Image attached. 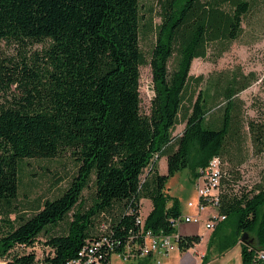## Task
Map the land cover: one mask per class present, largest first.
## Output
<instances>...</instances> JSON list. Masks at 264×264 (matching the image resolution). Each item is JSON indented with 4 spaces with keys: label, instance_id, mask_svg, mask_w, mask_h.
I'll return each instance as SVG.
<instances>
[{
    "label": "trees",
    "instance_id": "1",
    "mask_svg": "<svg viewBox=\"0 0 264 264\" xmlns=\"http://www.w3.org/2000/svg\"><path fill=\"white\" fill-rule=\"evenodd\" d=\"M263 4L158 0L161 23L148 60L141 48L140 0H0V41L48 43L38 63H0V97L7 95L0 104V208L5 211L0 260L67 264L93 245L92 255L111 264L114 255L142 240L140 216L145 230L179 232L173 221L181 210L176 200L168 205L166 190L175 173L189 168L197 179L217 156L226 164L221 187L234 184L224 157L231 156L243 126L238 97L256 75L224 71L197 94L206 80L190 71L212 47L216 59L226 53ZM175 57L180 61L171 70ZM145 65L152 69L155 88L149 114L142 113ZM11 86L20 93L9 99ZM180 124L185 129L175 136ZM248 126L264 162V121L250 120ZM66 153L77 169L64 192L37 205L30 217L18 212L22 162ZM163 158L167 174L159 171ZM88 189L94 192L91 206L83 203ZM144 199L152 202L147 217L141 212ZM219 212L225 222L237 218L242 264H264V182L247 193H221ZM98 221L103 222L100 229ZM63 222L65 231L53 232ZM254 231L258 239L243 242V235ZM41 235L50 249L42 261L35 252ZM201 241L200 235H180L179 249L186 252Z\"/></svg>",
    "mask_w": 264,
    "mask_h": 264
},
{
    "label": "rangeland",
    "instance_id": "2",
    "mask_svg": "<svg viewBox=\"0 0 264 264\" xmlns=\"http://www.w3.org/2000/svg\"><path fill=\"white\" fill-rule=\"evenodd\" d=\"M142 14L141 28V48L148 60L152 54L156 43V27L161 23L159 17L158 0H140ZM48 43L21 45L14 41H0V63L11 67L24 66L38 63L39 55ZM215 50L212 47L209 56L205 59H195L191 66L190 74L194 76H204L205 82L197 87V94L200 90H205L207 80L214 78L217 74L229 71H242L244 74L254 73L257 80L251 87L239 95L241 116L243 126L239 141L230 147L231 156L224 157L228 169L234 178L231 186L223 185L221 193L234 192L237 194L247 193L257 185L264 182V162L261 154H258L252 142L248 122L255 120L257 123L264 121V4L260 11L255 12L244 24L242 36L230 45L229 50L220 58L216 59ZM180 57H175L170 65V69H176ZM153 74L150 65L141 68V98L142 113H150V104L154 96ZM20 93L16 86H11L12 96ZM7 96V95H6ZM0 97V104L6 102L5 97ZM185 124L177 126L175 136L183 133ZM77 169L75 160L70 153L52 159H29L22 162L20 172V190L16 202L18 212L30 217L34 214L37 205H43L46 200H53L59 197L68 187L72 175ZM159 171L162 174L168 173V164L165 158L159 164ZM148 174L146 171L143 178ZM192 171L187 168L175 173L167 182L166 190L171 200L168 205L178 201L181 216L194 215L196 210L189 207V203L197 205L199 195L196 191L195 181ZM94 200V192L88 189L84 192L83 203L91 206ZM150 200H145L141 204V212L145 216L149 214ZM5 216V211L0 208V221ZM12 215V220L15 218ZM71 217V215H70ZM69 217V218H70ZM147 217V216H145ZM101 220V219H100ZM2 222V221H1ZM237 218L231 216L227 222L220 225L214 231H208L205 223L200 225H182L178 231L189 233L196 231L204 236V239L194 248L181 252L176 249L169 258L162 259V264H242L243 263V243L238 230ZM103 222L97 223L100 229ZM66 222H63L55 233L65 231ZM257 231L250 233L248 240L254 242L257 238ZM39 244L35 249L37 256L42 261L50 252L43 244L45 235H41ZM28 250L27 252L32 251ZM157 262V261H156ZM135 262H124L118 255L112 257L111 264H133Z\"/></svg>",
    "mask_w": 264,
    "mask_h": 264
},
{
    "label": "built area",
    "instance_id": "3",
    "mask_svg": "<svg viewBox=\"0 0 264 264\" xmlns=\"http://www.w3.org/2000/svg\"><path fill=\"white\" fill-rule=\"evenodd\" d=\"M226 164L220 157H214L208 166L199 171V177L195 181L196 191L199 195V203L197 205L189 203L190 208H194V215L180 216L174 222V226L179 229L182 225H200L205 223L207 230L214 231L221 223L225 222L227 217L219 212L221 204V183L225 174ZM209 209H213L214 213L205 219V215ZM138 224L142 228L141 241L131 244L118 256L124 262L136 261L142 258L153 257L157 264H162V259L168 258L179 248L180 233L171 235L155 234L151 230L143 229L145 218L140 216ZM81 251L79 256L68 262L67 264H103L101 259L92 255L93 245ZM0 264L4 261L0 260Z\"/></svg>",
    "mask_w": 264,
    "mask_h": 264
},
{
    "label": "crops",
    "instance_id": "4",
    "mask_svg": "<svg viewBox=\"0 0 264 264\" xmlns=\"http://www.w3.org/2000/svg\"><path fill=\"white\" fill-rule=\"evenodd\" d=\"M166 160V158H165ZM160 164H161V161H160ZM146 199L142 200V202H144ZM152 210V204H150V209H149V212ZM214 213V210L213 209H209L205 215V219H207L210 215H212ZM147 216V214L145 215ZM209 231V230H208ZM212 231V230H210ZM182 236H193V235H200L202 236V240L204 239V236L200 234L199 232V228L196 229V231H193V232H189V233H183V232H179ZM169 258V257H168ZM167 259V258H166ZM163 262V261H162ZM142 264H157L155 258H150L146 263L145 261H142L141 262ZM133 264H139V261H136L135 263Z\"/></svg>",
    "mask_w": 264,
    "mask_h": 264
},
{
    "label": "water",
    "instance_id": "5",
    "mask_svg": "<svg viewBox=\"0 0 264 264\" xmlns=\"http://www.w3.org/2000/svg\"><path fill=\"white\" fill-rule=\"evenodd\" d=\"M242 240H243V242H247V235L246 234L243 235Z\"/></svg>",
    "mask_w": 264,
    "mask_h": 264
}]
</instances>
